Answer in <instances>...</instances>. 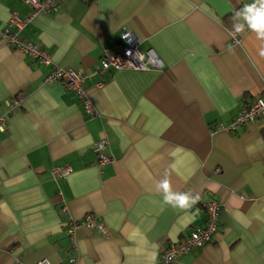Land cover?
I'll return each mask as SVG.
<instances>
[{
  "label": "crops",
  "instance_id": "1",
  "mask_svg": "<svg viewBox=\"0 0 264 264\" xmlns=\"http://www.w3.org/2000/svg\"><path fill=\"white\" fill-rule=\"evenodd\" d=\"M249 3L64 0L35 16L18 38L86 73L92 118L61 84L44 83L49 67L6 43L10 15L30 8L0 0V264H150L153 251L159 264L169 244L205 224L210 198L220 208L217 232L177 264H264V120L214 132L264 92L261 42L246 29L229 44L234 14ZM125 28L162 70L94 74ZM13 100L20 105L11 110ZM104 136L114 161L97 167L93 148ZM57 168L70 173L55 178ZM166 173L175 191L200 195L191 210L163 203L156 183ZM86 215L104 233L79 228L71 242L66 222Z\"/></svg>",
  "mask_w": 264,
  "mask_h": 264
},
{
  "label": "built area",
  "instance_id": "2",
  "mask_svg": "<svg viewBox=\"0 0 264 264\" xmlns=\"http://www.w3.org/2000/svg\"><path fill=\"white\" fill-rule=\"evenodd\" d=\"M30 8L28 15L23 17L13 12L10 15L6 26L2 30V37L6 43L15 51L31 58L39 65L47 66L50 71L44 78V83L61 84L73 96L77 97L82 105V112L88 117H98L99 114L89 100L83 84L87 78L84 71H74L54 65L51 62L50 54L40 49L33 43L23 42L18 38V32L25 28L31 20L40 14H49L57 10L64 0H20ZM229 34V33H228ZM229 44L239 45L238 35L233 38L229 35ZM163 63L153 50L143 51L140 48V40L130 29H123L120 34V44L114 49H103L102 57L94 66V74H111L112 72L130 69V70H162ZM20 105L18 100H13L9 108L16 109ZM264 120V92L254 98L245 107L239 110L228 126H218L214 132L225 131L235 133L240 128L257 120ZM6 116L0 117V132L5 131ZM93 152L96 155L95 165L102 167L112 164L113 156L109 151V144L106 136L98 140L94 145ZM70 173L68 168H57L52 171L55 178H65ZM205 213V224L202 227L192 230L188 236L180 241L169 244L161 253L159 264H177L180 257L194 252L208 244L217 232L219 223L218 204L209 199L203 204ZM66 236L71 242H74L75 233L79 228L95 229L102 235L105 227L96 223L92 216L86 215L80 220H69L66 222ZM73 244V243H72ZM14 264H22L18 259H14ZM36 264H49L48 260L42 259ZM69 264H75V259L71 258Z\"/></svg>",
  "mask_w": 264,
  "mask_h": 264
},
{
  "label": "clouds",
  "instance_id": "3",
  "mask_svg": "<svg viewBox=\"0 0 264 264\" xmlns=\"http://www.w3.org/2000/svg\"><path fill=\"white\" fill-rule=\"evenodd\" d=\"M246 29L254 33L256 39L261 42L258 54L264 57V0H252V3L244 4L235 12L233 27L229 35L235 38L238 34L244 33ZM228 51H232L231 46L228 47ZM251 150L250 147L248 151L251 152ZM156 190L162 194L164 204L182 211L191 210L201 199L198 193L193 195L191 191H175L167 173L163 179L156 183ZM198 211L197 209L196 212L198 213ZM153 248H158V245H153ZM156 258L157 252H151L150 264H155Z\"/></svg>",
  "mask_w": 264,
  "mask_h": 264
},
{
  "label": "trees",
  "instance_id": "4",
  "mask_svg": "<svg viewBox=\"0 0 264 264\" xmlns=\"http://www.w3.org/2000/svg\"><path fill=\"white\" fill-rule=\"evenodd\" d=\"M91 1V0H90Z\"/></svg>",
  "mask_w": 264,
  "mask_h": 264
}]
</instances>
